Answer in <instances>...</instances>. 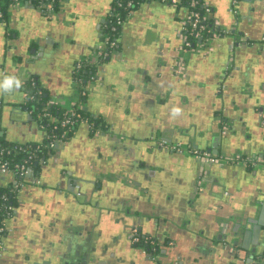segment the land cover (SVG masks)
<instances>
[{"label": "crops", "instance_id": "1", "mask_svg": "<svg viewBox=\"0 0 264 264\" xmlns=\"http://www.w3.org/2000/svg\"><path fill=\"white\" fill-rule=\"evenodd\" d=\"M113 1L71 0L73 8L52 19L27 1L10 9L11 35L0 26V82L8 76L27 79L18 89H0V137L6 142L31 145L44 139L38 126L18 121L30 78L62 107L76 101L72 70L98 47L99 25ZM209 2L214 19L229 33L213 39L209 53H185V81L171 75L184 10L145 2L124 22L118 50L99 67L102 80L89 86L82 104L114 133L92 136L81 124L57 160L28 178L15 200L18 230L8 236L9 255L0 264H47L44 253L61 247L63 228L70 224L89 234L90 259L99 264H153L131 243L128 229L135 223L161 242L164 264H253L251 255L261 261L254 232L240 259L229 258L233 248H222L218 238L233 228L228 224L237 212L264 204V166L212 165L209 182L199 186L196 159L160 150L152 140L173 135L224 158L264 154V0H241L237 15L233 0ZM59 16L75 23L74 33ZM48 40L59 49L46 67L32 73L21 68L15 48L39 54ZM174 108L181 110L178 115ZM8 183V177L0 178V187ZM57 226L62 232H53ZM49 259L59 264L54 253Z\"/></svg>", "mask_w": 264, "mask_h": 264}, {"label": "built area", "instance_id": "2", "mask_svg": "<svg viewBox=\"0 0 264 264\" xmlns=\"http://www.w3.org/2000/svg\"><path fill=\"white\" fill-rule=\"evenodd\" d=\"M20 1L31 2V0H14L15 4H18ZM136 1V0H135ZM157 1L162 4H168L171 7H174L178 10H184L185 15L182 21L180 22V28L178 30V35L181 40V50L183 52H193L199 53L202 50L210 52L212 49L210 47V42L218 37L226 36L229 32L222 29L217 20L214 19V30H208L207 21L211 15V7L209 0H189L188 6L182 5V0H115L117 6H113L112 11V20L105 26V32L102 34V39L100 44L97 47L96 57L105 58L110 50L115 46L119 28L124 24V22L132 16L136 6H140L145 2ZM114 2V3H115ZM202 3V7L205 10V14L197 10V6ZM238 0H233V9L232 12L236 13V6ZM13 5V6H14ZM35 5V4H34ZM3 0H0V19L5 16L4 10L2 9ZM12 6V7H13ZM42 8V11L46 16H53L56 13L55 9V0H50V2L44 5H38ZM122 10L125 12H122ZM205 32H211L212 36L208 40H203V34ZM195 40V41H193ZM196 40L199 42L196 43ZM185 54H181L174 67V72L176 75H184L185 73ZM77 83H82V78H76ZM81 95H85V90H82ZM49 105L55 106V102H50ZM64 109V118L61 120L62 128H71L78 121L77 111L83 108L82 103L79 101H74L68 108L58 106ZM30 113V112H29ZM226 130V127L223 128ZM46 130V129H45ZM46 133V131H45ZM47 139L50 140L49 147L51 149L55 148L56 140L54 136H47ZM44 142V141H43ZM39 145V144H38ZM40 147H36L38 150ZM35 149V151H37ZM177 150V149H176ZM32 145H3L0 143V178L8 177L9 183L6 186L0 187L4 191H0V260L6 251L5 240L7 233L10 231V221L12 219L14 210H15V200L18 195V192L25 187L29 177L34 175V168L30 166V163L38 164L40 160L36 158ZM18 154H26L22 162H16L13 159V156ZM193 154L199 161L200 167V176L203 177L206 174V167L208 165L220 164L223 162L227 163H242L245 166H250L258 168L264 166V154L256 158H241L240 156L234 157H217L206 151H194Z\"/></svg>", "mask_w": 264, "mask_h": 264}, {"label": "flooded vegetation", "instance_id": "3", "mask_svg": "<svg viewBox=\"0 0 264 264\" xmlns=\"http://www.w3.org/2000/svg\"><path fill=\"white\" fill-rule=\"evenodd\" d=\"M71 0H63L60 3H58L57 5H55V9H56V13L53 16H49L52 18H58V13L60 15L61 11L63 8L67 9V8H73L70 7L71 3H69ZM114 2L113 1V5L112 8L110 10V13L108 15V18L103 22V24L99 25V30H98V44H100V41L102 39V34L105 32V26L108 25V23L110 22L111 18H112V11H113V6H114ZM241 0H238L237 6L236 8L239 7ZM67 4H69L67 6ZM35 6V5H34ZM67 6V7H66ZM35 7H39L38 5H36ZM64 9V10H65ZM239 9V8H238ZM233 13V12H232ZM239 12H236L234 14H238ZM9 16V15H8ZM62 16V14L60 15ZM59 19H62L64 21H61L64 24H67L68 29H72V33H74V24L72 21L69 20V18L67 16H63ZM7 19L8 17L5 19V16L0 19V26H2V28H4V30H6V36H10L11 34L9 33V29H8V25H7ZM67 22V23H66ZM63 25V24H62ZM124 28V24L119 28V37L117 39V42L115 44V46L110 50L109 54L103 58V57H96V52H97V48L94 49V51L92 52V56L87 57V58H82L79 59L75 65L74 68L72 70V88H73V99L74 100L76 98V101L81 102L82 104H84V101H86V99L89 97V86L92 84H97L98 82H100L102 79L101 77L98 75L99 72V67L109 61L111 59V57L114 55V53L118 50L119 48V44H120V39L122 38L121 34H122V30ZM178 33V32H177ZM178 37V41L180 42L177 48V52H176V57L180 56L181 54H187L192 53L190 51H186L183 52L181 50V40L179 38V35H177ZM200 53V52H199ZM203 53V52H202ZM209 53V52H208ZM175 57V58H176ZM88 64L91 66V70L89 72V76L87 79L83 80L82 78V83H77L76 82V78L78 77V74L81 73V71L84 69V67H87ZM187 63L185 65V73L184 75H176L175 74V70L173 68L172 70V76L178 80L181 81H185L187 78ZM239 70V76L241 75V72L244 73L243 71ZM31 82V86L32 88H34L35 90L38 89L40 92V90L42 91V88L38 82V80H36L35 78H30L29 79ZM82 90H85V95H81ZM25 97H26V101L24 103V107L26 108V102L29 100V98L27 97V94L25 93ZM48 97V95H47ZM50 97V96H49ZM35 98V96H32L30 99ZM55 102V106H62L61 103L53 98H49V104L50 102ZM52 106V105H50ZM82 110L86 111L87 110L85 108H82ZM29 111V110H28ZM31 116L32 115V111H29ZM91 115V114H90ZM94 119V121H89V120H82V121H77L75 123V126L73 127V131L76 129V127L80 126L81 124L86 125V127L88 128V132L90 133V135L92 136H96V137H104L106 135H112L114 133V129L111 126H108L104 120H102L101 117L99 116H93L91 115ZM31 124H34L35 126H38V128L43 132V134L45 135V129L40 127L38 125V123L33 120L31 122ZM264 124V122H263ZM223 128L226 127V131L229 130L230 126L223 122L222 123ZM171 132V131H170ZM72 136V133L69 134V132L66 133V135L63 136L62 140H59L56 142L55 148H53L52 153H50L48 156L43 157L40 162L37 164L38 169L34 172L36 176H38L39 174V169L43 166H47L49 163H52L54 161L57 160V156L59 154V151L62 147L63 144H65L67 142V140H69ZM153 144L155 145L154 147L159 148L160 150H164L166 152H170L173 154H177V155H188L193 157L194 159L197 160V158L195 157V155L193 154L194 151H204L201 150L198 146V144L193 143V141L191 142H184V140H176L174 139L173 135L172 137H168V136H162V135H158V136H153ZM177 149V150H176ZM208 152V151H206ZM210 153V152H208ZM211 154V153H210ZM235 156H240L241 158H244L241 155H235ZM234 157V156H233ZM198 161V160H197ZM199 162V161H198ZM222 164V163H220ZM223 164H230V165H242L245 168H250V169H256L254 167H250V166H245L242 163H227V162H223ZM218 165V164H215ZM212 165H208L206 167V174L201 177L200 176V171L198 173V178H197V182L198 185H204L206 184V180H207V174L209 173V167ZM259 168V167H258ZM37 180V184H39V186L42 185V182L39 178L36 179ZM97 183V189L101 188L102 184L99 182ZM17 217H18V211H17V207L14 210L12 219L10 221V226L9 229L10 231L7 233L6 236V240H5V245H6V251L4 252L3 257L1 258L0 262L2 260H6L7 256L9 255V246H8V236H10L11 234L15 233L18 228L16 226V221H17ZM68 229L63 228V232H66L67 236L65 238H63L62 240V244L60 242L61 247H59L58 249L55 250H50L49 252L44 253L45 255V259H48V263H49V255L53 254L59 259V264H66L68 262V257L70 258V256H76L79 257L78 258V264H85L87 262L90 263V257H91V243H90V239L88 238L89 234H86V230L83 229V226L81 225H73L70 224V227H67ZM62 229H59L58 226L56 229H54L53 232H62ZM128 235H130V240L131 243L136 247V249H138L140 251V253L146 257V259H148L149 261L153 262V264H164L161 262V258H162V244L161 242L157 241L154 237L151 236H145L142 233V229L139 227L138 223H135L133 226L130 227V229H128ZM62 234V233H61ZM61 239V238H60ZM52 248H54L55 246H51ZM50 248V249H52ZM78 255V256H77ZM77 260V259H76Z\"/></svg>", "mask_w": 264, "mask_h": 264}, {"label": "water", "instance_id": "4", "mask_svg": "<svg viewBox=\"0 0 264 264\" xmlns=\"http://www.w3.org/2000/svg\"><path fill=\"white\" fill-rule=\"evenodd\" d=\"M31 6L33 5L31 4ZM46 45L47 46L45 47L39 48L40 50L39 54L36 53L37 50L35 48H32L30 53L28 52L29 49H26L25 50V52H27L26 55H23L21 53L23 48H15L16 54L20 58L22 57V62L20 63L22 66L21 68H23L26 71H30L31 73L36 68L37 69L39 68L40 70L44 69L46 67V64L52 60L53 58L52 55L59 49L58 47H56L53 40L51 41L48 40ZM17 79H19L22 82V81H26L27 78H23L21 76L20 78H17ZM18 112L22 116L21 119L18 118V121H22L24 123H31L34 120L33 116H31V114L29 113L27 107L26 108L22 107L18 109ZM216 139L218 140V138H215L214 143L216 142ZM211 151L212 150H209V152ZM206 182L208 183L209 180H206ZM263 216H264V204L261 205V207H258L257 205H253L252 207L248 209H244L236 213V215L234 216V218L236 219L234 224H232L233 222L228 224L231 227L232 225H234L233 228L232 229L229 228V232L225 234L222 233L221 235H219V238H218V240L223 245L222 248L224 247L226 249L233 248V250L232 249L227 250V255L229 256V258L230 257L231 259H235L236 257L239 259L243 258V255L240 253L241 251L243 252V250L248 249V244H249L248 241H250L249 238L254 232L253 242H255L254 246H256L254 252L257 253L256 257L261 258V261L260 262L255 261L254 255L250 256V260L253 264H264V220H263ZM226 227H225V230H226ZM207 243L209 244L210 248L212 247V249L217 251V249L214 248V245L211 244V242L207 241ZM78 258L79 257H76L75 255L74 256L71 255L70 258L68 257V262L66 264H78L77 262ZM90 258H92V256ZM90 260H91L90 263L87 262L85 264H99L98 263L99 261L96 258L90 259Z\"/></svg>", "mask_w": 264, "mask_h": 264}, {"label": "trees", "instance_id": "5", "mask_svg": "<svg viewBox=\"0 0 264 264\" xmlns=\"http://www.w3.org/2000/svg\"><path fill=\"white\" fill-rule=\"evenodd\" d=\"M33 1V3L35 5H44L45 3H49L50 0H31ZM63 0H55V5H57L58 3H60ZM123 1H127V0H123ZM134 2H136L135 0H133ZM188 2L189 0H182V5L183 6H188ZM15 4L14 0H3V6L2 9L4 10L5 13V19L8 17L10 9L12 8V6ZM118 3H114V6H117ZM138 8V6H136V9ZM197 10L203 14H205V10L202 7V3L200 2V4L197 6ZM122 12H124L122 10ZM125 13V12H124ZM112 20V18H111ZM207 28L208 30H214V17H213V13L211 12V15L208 18L207 21ZM117 36H119V32L117 34ZM212 34L211 32H205L203 34V40H209L211 38ZM195 41V40H193ZM199 41L196 40V43H198ZM91 66L88 64L87 67H84V69L81 71L80 74H78V77L83 78V80L87 79L89 76V72L91 70ZM25 93L27 94V97L29 98V100L26 102V107L28 108L29 111H32V115L34 120L38 123V125L44 129H46V133L44 135V139L42 142L40 143H33L32 145V149L34 150L33 153H35L36 158L38 160H41L43 157L48 156L50 153H52V149L49 147L50 144V140L47 139V136H54V139L56 141L62 140L63 136L66 135L67 132H69V134H71L73 132V127L71 128H62L61 127V120L64 118L65 114H64V109L58 107V106H50L49 105V96L47 97L45 92L42 90H40V92H38V89H34L31 86V82L30 80H28L25 84ZM32 96H35V98L30 99ZM78 114V120L79 121H84V120H89V121H94L93 117L86 111L84 110H78L77 111ZM0 143L3 145H24L22 143H8L6 142L3 138L0 137ZM39 144V145H38ZM36 147H40L38 150L36 149ZM35 149L37 151H35ZM26 154H18L16 156H13L14 161L16 162H22L25 158ZM30 166H32L34 168V170L36 171L38 169L37 164L34 163H30ZM0 191H4L3 189H0Z\"/></svg>", "mask_w": 264, "mask_h": 264}, {"label": "clouds", "instance_id": "6", "mask_svg": "<svg viewBox=\"0 0 264 264\" xmlns=\"http://www.w3.org/2000/svg\"><path fill=\"white\" fill-rule=\"evenodd\" d=\"M21 86H22V82L16 77H12V76L5 77L3 81L0 82V89H5V90H11L14 87L18 89ZM180 111L181 110L179 108H174L173 114L178 115Z\"/></svg>", "mask_w": 264, "mask_h": 264}, {"label": "rangeland", "instance_id": "7", "mask_svg": "<svg viewBox=\"0 0 264 264\" xmlns=\"http://www.w3.org/2000/svg\"><path fill=\"white\" fill-rule=\"evenodd\" d=\"M165 5H168V4H165ZM166 7H168V6H166ZM176 12V10L174 11V13ZM183 13V12H182Z\"/></svg>", "mask_w": 264, "mask_h": 264}]
</instances>
